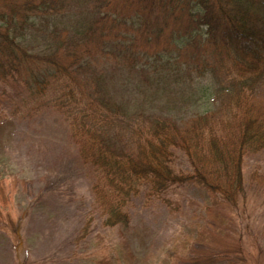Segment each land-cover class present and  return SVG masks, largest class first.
Returning <instances> with one entry per match:
<instances>
[{"label": "rangeland", "instance_id": "374dc122", "mask_svg": "<svg viewBox=\"0 0 264 264\" xmlns=\"http://www.w3.org/2000/svg\"><path fill=\"white\" fill-rule=\"evenodd\" d=\"M57 7L63 19L56 20L57 31L79 21L93 27L102 16L99 9L105 10L95 0ZM139 9L138 23L123 21ZM167 12L158 4L117 3L105 20L106 27H114L113 37L81 53L72 79L76 93L85 90L82 97L97 108L106 100L122 103L130 116L140 113V126L116 129L133 150L137 138L149 136L154 118L185 126L213 109L211 99L206 103L197 91L209 79L175 75L181 64L222 57L233 75L240 69L226 60L221 45L215 51L194 38L177 46L176 39L188 32L186 13ZM46 29L34 40L43 43ZM247 94L251 114L264 120V77ZM55 100L51 82L44 90L17 80L0 84V264H264V153L243 157L245 187L235 207L196 181L162 195L142 183L123 207L128 225L108 226L104 194L109 190L81 159L68 116ZM213 115L231 117L225 109ZM171 163L179 172L194 173L180 150L172 151Z\"/></svg>", "mask_w": 264, "mask_h": 264}, {"label": "trees", "instance_id": "16d2710c", "mask_svg": "<svg viewBox=\"0 0 264 264\" xmlns=\"http://www.w3.org/2000/svg\"><path fill=\"white\" fill-rule=\"evenodd\" d=\"M70 1L0 0V84L17 80L29 89L35 84L44 90L52 83L53 104L68 116L81 159L101 174L105 182L102 187L109 190L104 194L108 201L106 225H128L123 207L142 183L162 195L170 187L196 181L235 207L245 187L243 157L264 153V120L251 114L247 94L264 77V0H135L158 4L173 17L186 13L188 32L176 39L177 46L194 38L212 44L215 51L221 45L222 53L228 51L226 60L231 59L240 68L238 75H233L222 57L214 63L205 58L201 64H181L175 75L183 73L192 80L195 74L198 79H209L208 86L198 85L197 91L206 103L211 99L213 109L207 108L185 126L154 118L149 136L137 138L135 150L116 129H131L139 122L140 113L130 116L122 103L106 100H101L97 108L92 100H84L85 90L78 95L72 85L74 73L81 66V53L91 50L93 42L102 46L106 37H113L114 27H106L105 20L112 18L117 3L130 0H95L105 8L99 9V23L92 27L79 21L76 26L66 25L57 31L56 20L63 21L57 6L66 7ZM142 16L139 9L123 21L133 19L138 23ZM45 27V41L34 40L36 33H45ZM70 44L74 50H70ZM224 109L231 117L215 120L213 113ZM132 132L138 133L135 129ZM174 150L185 153L193 175L176 170L171 163ZM100 187L96 184L97 193Z\"/></svg>", "mask_w": 264, "mask_h": 264}]
</instances>
